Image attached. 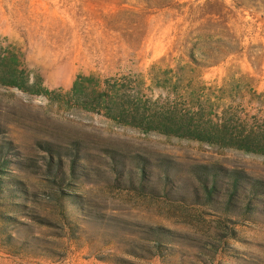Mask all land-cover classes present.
<instances>
[{
	"label": "rangeland",
	"instance_id": "obj_1",
	"mask_svg": "<svg viewBox=\"0 0 264 264\" xmlns=\"http://www.w3.org/2000/svg\"><path fill=\"white\" fill-rule=\"evenodd\" d=\"M10 73L50 95L6 85ZM97 86L264 135V0H0V264H264V191L227 212L195 198L193 171L264 181V154L86 111L77 101ZM106 149L125 154L123 178ZM138 154L159 194L130 187ZM149 227L172 231L159 250L143 248Z\"/></svg>",
	"mask_w": 264,
	"mask_h": 264
},
{
	"label": "trees",
	"instance_id": "obj_2",
	"mask_svg": "<svg viewBox=\"0 0 264 264\" xmlns=\"http://www.w3.org/2000/svg\"><path fill=\"white\" fill-rule=\"evenodd\" d=\"M4 83L11 87H16L22 91H30L32 94L50 95L49 91H34L35 84L32 87H26V83H20L18 77L14 73L8 74L3 77ZM82 79V78H81ZM81 79H77L72 88V92L76 93ZM84 80L92 81L91 77H85ZM119 91L116 89L100 90L97 86L94 88V92L90 95H85L78 99V103L81 108L86 111L104 112L105 116L120 121L124 125H130L144 129L146 132L157 131L164 135H174L179 137L195 138L199 141H205L210 143H220L227 147H236L247 153L264 154V135L255 133L254 131L240 132L237 137L232 135L228 129V124L215 127L209 124H194L192 119L177 118V114L174 111H167L163 113H156L151 111L146 106L144 107L139 101H130L128 98H121L118 96ZM77 144H79L77 142ZM48 146H51L48 144ZM48 151L52 154V149ZM107 155L115 161L113 165V172L117 174V178H123L124 174L118 171V157L125 158V154L120 153L115 149H106ZM58 154V152H57ZM55 158L54 155H52ZM53 158H50L49 168L54 176L55 181L60 178V168H54ZM137 165L139 166L138 181L139 186L136 187L134 181H130V187L140 192H146L149 190L153 196L159 194L154 189H149L145 185L147 178V170L149 161L146 157L138 154L134 157ZM4 165V159L0 158V172H3L2 166ZM59 167V166H58ZM76 169L75 162L71 165V174L74 175ZM194 174L197 177L199 187L194 189V196L196 199L201 200L205 198L211 207H215L213 204H223L225 202V208L227 212L232 208H239L238 203L242 204L245 199L249 198L251 194H260L264 191V181L259 179H251L246 176L245 173L239 171H228L220 166H208L200 165L193 168ZM64 170L62 175H64ZM166 179H169L167 176ZM246 179V180H245ZM226 188H224V187ZM166 196H170L169 192L165 190ZM179 195V194H178ZM179 197L184 198V196ZM243 200V201H242ZM247 206V203L246 205ZM149 234L152 236L150 240L154 243V246L143 245V248L148 252L152 249L164 247L167 244V238L172 235V231L162 227H149ZM159 252V251H158ZM158 253H152L150 256H160Z\"/></svg>",
	"mask_w": 264,
	"mask_h": 264
}]
</instances>
